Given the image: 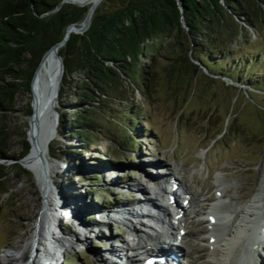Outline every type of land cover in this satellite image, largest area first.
I'll return each instance as SVG.
<instances>
[{
  "label": "rangeland",
  "instance_id": "374dc122",
  "mask_svg": "<svg viewBox=\"0 0 264 264\" xmlns=\"http://www.w3.org/2000/svg\"><path fill=\"white\" fill-rule=\"evenodd\" d=\"M253 5L257 11L258 6ZM253 14L255 25L240 21L245 29L241 28L242 38L234 43L242 44L238 53L251 58L259 52L264 55V10ZM223 64L228 66L226 62ZM164 66V60L156 61L157 78L149 92L143 87L135 89L130 85L128 90L131 89L134 98L127 95L126 99H114L89 111L87 117L96 118L99 124L88 132V145L79 137L70 135L71 126H66L68 128L62 135L58 134L57 125L49 142L35 158L34 164L42 175L26 161L27 156L22 165L15 159L1 160L0 163L7 167H21L24 173L16 179L10 174L15 180L11 181V189L0 202V263L5 254L10 259L18 257L14 250L28 244L25 259H34V264L54 263L62 257V264H114L124 252L108 259L112 248L119 251L126 246L125 243L137 242L130 230L143 231L158 238L167 233V225L158 220L163 219L161 211H157L160 215L155 219V213L148 208L166 205L173 233L185 232L177 242L189 253L188 259L192 262L187 263L183 256V263L216 264L210 256V242L207 240L213 239L207 234L210 226L203 223L209 219L207 212L213 210L215 214H224L234 211L236 214L240 209L248 210L257 199L263 200L260 207L264 211V90L255 91L235 82L231 90L217 83L206 85L203 83L205 70L201 68L196 82L191 81V87L189 85L185 90L187 80L183 77L174 74L161 78ZM240 70L248 73L247 80L249 78L264 88L263 60L254 66L240 64ZM246 88L250 89L252 96L249 97ZM65 94L60 101L57 98L56 109L60 108L65 118H69L72 111L82 105L70 98L68 90ZM17 99L21 105L26 101V97L20 95ZM86 106L91 108L88 104ZM212 109L205 130L203 119ZM8 121L13 132L21 129L27 134L28 118L17 112L10 114ZM57 121L59 123V113ZM224 123L228 124L227 132L223 130ZM214 136L215 139L209 142ZM18 144L19 138L13 136L11 155L20 152ZM52 165L55 167L49 168ZM177 165L179 172L174 176L185 181L191 193L198 196L196 213L189 204L179 208L183 197L175 196L176 204L168 202L163 192L165 186L169 187L168 168L175 169ZM161 173L165 174L160 176ZM159 176L162 183H153L151 178ZM137 187L144 190L139 191ZM179 187L183 196L185 187ZM216 189L223 193V197H219ZM62 190H72L77 200L82 197L92 214L136 204L144 215L104 223L89 215L80 218L83 224L80 225L53 212L48 216L53 227L34 239L45 215V195L48 191H52L51 196L58 195ZM207 197L212 200L206 201ZM148 199L150 202L146 208L138 205ZM80 209V214H84L85 207ZM179 219L184 221L182 225ZM198 220L204 221L189 224ZM231 220L216 226L218 234L228 231L226 227ZM147 243L150 242L144 239L143 244ZM258 259L264 264V248L259 249ZM13 264L27 263L19 260Z\"/></svg>",
  "mask_w": 264,
  "mask_h": 264
},
{
  "label": "trees",
  "instance_id": "16d2710c",
  "mask_svg": "<svg viewBox=\"0 0 264 264\" xmlns=\"http://www.w3.org/2000/svg\"><path fill=\"white\" fill-rule=\"evenodd\" d=\"M90 4L0 0V162L30 153L27 134L21 129L13 132L8 117L17 112L24 118L30 116V81L42 55L62 40L68 25L81 22ZM262 10L264 0H102L88 28L83 33L72 32L58 48L64 66L58 100L68 90L70 98L83 106L69 118L58 108V134L71 126L70 135L88 145V132L99 124L96 118L87 117L89 111L127 95L134 98L130 85L149 92L157 78V60L165 62L161 78L183 77L185 90L191 81L196 82L200 68L205 70L206 85L217 83L231 90L235 82L264 90L240 70V64L254 66L264 61V55H241L238 48L242 44H234L242 38L240 21L254 26L253 12ZM19 95L26 97L22 105L17 101ZM212 111L203 119L205 130ZM227 125L224 123V132ZM13 136L19 138L17 155L10 154ZM23 173L19 166L0 163V202L11 189V181Z\"/></svg>",
  "mask_w": 264,
  "mask_h": 264
},
{
  "label": "bare ground",
  "instance_id": "6f19581e",
  "mask_svg": "<svg viewBox=\"0 0 264 264\" xmlns=\"http://www.w3.org/2000/svg\"><path fill=\"white\" fill-rule=\"evenodd\" d=\"M93 1L94 0H81V2L85 3V5H86V2L87 3L91 2L92 4ZM53 69H54L53 58L49 54L45 57L44 61L42 62L39 72L37 74L36 80H35V84H34L35 98L36 100L40 98L41 103L40 104L36 103V108H35L36 115L30 118V126L28 130V134L31 138L30 141H31L32 148H31L30 153L27 155L25 159L27 162H29L31 167L37 170H38V167L35 166L34 164L35 158L37 154L39 155L41 148L47 145L51 136L57 129V124H56L57 115H55V113H51L52 111H50L49 106H48V103L50 102V100H49V97H47V88L53 76ZM45 111L47 113H45ZM44 114H46V116L43 118L41 122L36 120L37 117L41 118ZM46 117H47V121L45 120ZM22 162L23 161H21L20 163L21 165H22ZM53 167L55 166L52 165L49 168H53ZM141 168L143 170L142 166ZM177 169H179L178 165L175 166V169L168 168L169 174H167V176L169 179L170 178L172 179V182H177L180 186L183 185L185 187L184 190H185L186 196L188 197L189 207H192L194 209L192 211L196 213L197 210L195 209V207H196V203L198 200V196L191 193L190 187L185 181H179L174 176V174L179 172ZM39 172L41 173V171ZM161 181H163L162 177H154L152 179V182L155 184H159V182ZM137 190L143 191L144 189L137 187ZM164 191L165 193H168L166 190ZM51 192L48 191V193L44 197L45 215L40 221V224H39L40 228L38 232L35 231L33 235V238L36 240L38 236L40 237L42 235V232L47 233L49 227H53V225L49 223L48 221V216H50L51 213L53 212L58 213V215L60 216H65V217L67 216L69 220L76 221L75 223H78L80 225H83L80 218H83V217L85 218L89 215L96 216L97 219H99L101 223L107 222L109 220H119V219L129 220L130 217L137 218L138 216L144 215L143 212L140 213L139 207L135 206L136 204H134V206H129V207L121 206V207L112 208V209L103 211L102 212L103 214L101 212L99 213L93 212L92 214V212H90V210H88V208L84 205V202H82V199H83L82 197L79 198L78 200L75 199L72 190L69 192L67 190H62L60 191L58 195L54 194L52 196L50 195ZM67 193H68V196L66 198L65 195ZM217 193L219 197H223V193L220 190H217ZM168 195H171V194L168 193ZM210 197H207L205 200L206 201L212 200L210 199ZM205 200H204V203H205ZM149 202H150V199H148L147 201L145 200L144 202L138 205H142V207L146 208L147 205H149L148 204ZM262 203H263L262 199H257L251 203V205L248 207V210L240 209V211L236 214H233L235 213L234 211L225 212L224 216H219V217H216L215 214H211L209 215L208 220H205V221L198 220V221L189 222V224L191 223V224L197 225V223L199 224L200 222L201 224L202 223L201 221H204L203 222L204 224L205 223L209 224L210 228L207 234L209 237L213 238L211 243L209 244L210 256H213V259L216 264H263L258 259L259 249L264 248V211L262 207H260V205H263ZM178 206L179 208H182V205H178ZM80 207L81 208L85 207V210H82L84 211V214H80L81 213ZM158 210L161 211L163 215V219H158V220L160 221L162 220L163 223L167 225L168 231H170V234L173 240L178 241L180 234L179 232L174 234L172 231L173 226L170 220L171 216L169 212L167 211L166 205L160 206ZM154 218L157 219L155 216ZM230 218H232L230 225L226 227V231L227 230L228 231L223 232V233L220 232L221 234H218L217 230H215L216 226L217 227L220 226L223 223V221H226V220L228 221ZM178 222L180 223V225L184 223V221H182L181 219H179ZM80 227L84 228V226H80ZM181 228L183 229V227ZM181 228H178V229H181ZM130 231L132 232L134 237L137 239V242L133 244L125 243L126 246L124 245L123 248L119 251L112 248L109 252L110 254L114 255V254H119L120 252L122 254V252H124L127 249L130 252L136 251V252H143L146 254L151 250L147 249V244L146 245L143 244V240L145 239L147 241L153 242L158 239L157 236H154L152 234H149L143 231H141V233H136L133 230H130ZM207 240L209 241V239ZM161 248L168 250L169 253L175 254L179 259L180 257H183V256L186 257L187 258L186 261H188L187 263L192 262L191 260L188 259L189 253L181 249L180 246H177V247L162 246ZM27 249H28V244H24L18 247L17 249H15L14 251H16L19 254V256L13 259H10L9 255L5 254L3 262H1L0 264H13V263H17L19 260H21L23 263L26 262L27 264H30V263L34 264L33 263L34 259L33 260L31 258L25 259V254H26ZM194 250H198V249L194 247ZM135 260H125L123 261V264H133ZM103 263L105 264V262ZM163 264H183V261L181 262V259L171 260L170 258H168Z\"/></svg>",
  "mask_w": 264,
  "mask_h": 264
},
{
  "label": "water",
  "instance_id": "95a60500",
  "mask_svg": "<svg viewBox=\"0 0 264 264\" xmlns=\"http://www.w3.org/2000/svg\"><path fill=\"white\" fill-rule=\"evenodd\" d=\"M64 2H71L80 6H87L85 5V3H82L81 0H63ZM102 0H94L93 3L91 5H88L87 8V12L85 14V16L83 17V19L81 20V22L79 24H70L67 26L66 30H65V34L62 38V40L56 42L55 44H53L47 51H45V53L42 55L36 69L34 70V73L32 75L31 81H30V90H31V108H32V112L30 114V116L28 117V123L30 126V118L32 116H35V108H36V103L40 104L41 103V99L38 98V100H36L35 98V93H34V84H35V80L37 77V74L39 72L40 66L42 64V62L44 61L45 57L47 55H51L53 58V62H54V69H53V76L51 78V81L49 83V86L47 88V97H49L50 102L48 103L49 109L50 111H52L51 113H55V115H57L58 117V111L56 109V102H57V98H58V94H59V90L61 87V82H62V75H63V70H64V66H63V62L61 59L60 54L58 53V48L60 46H62L70 37V34L73 33H83L89 26V22H90V18L93 14V11L95 10V8L100 4ZM185 25V23H183ZM45 113H47L45 111ZM46 115L44 114L41 118L37 117V121L41 122L43 120V118ZM56 124L58 125V121H56ZM27 139L30 142L31 145V141L29 139V134L27 132ZM31 150V149H30ZM29 150V151H30ZM28 154V153H27ZM26 154V155H27ZM24 155L21 158L15 159L14 161L21 163L22 159L26 156Z\"/></svg>",
  "mask_w": 264,
  "mask_h": 264
}]
</instances>
